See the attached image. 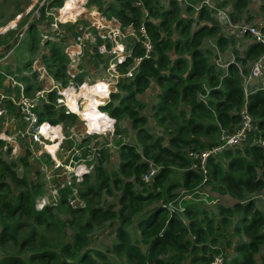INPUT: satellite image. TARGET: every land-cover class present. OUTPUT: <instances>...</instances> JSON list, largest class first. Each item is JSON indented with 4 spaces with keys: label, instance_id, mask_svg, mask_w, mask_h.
Masks as SVG:
<instances>
[{
    "label": "trees",
    "instance_id": "16d2710c",
    "mask_svg": "<svg viewBox=\"0 0 264 264\" xmlns=\"http://www.w3.org/2000/svg\"><path fill=\"white\" fill-rule=\"evenodd\" d=\"M99 1L90 0V4L100 5ZM247 1L243 4L246 5ZM120 2L118 8L109 5L105 10L100 7L98 10L108 18L114 17L122 26L129 24L139 26L143 21V13L136 6V0ZM141 3L148 15L160 17L158 26L150 23L148 18L144 21L154 54L142 62L135 81L133 80L134 83H121L119 90H126L132 98L135 93L143 92L148 87L150 77L154 78L159 86H164L158 113L160 122L170 121L175 126L174 135L169 140L170 148L163 147L158 139L151 140L149 144L141 143L143 156L153 163L161 164V169L153 181L154 190L147 195L138 193L133 183L121 184L122 180L116 172L108 173L100 166L95 169L94 186L88 187V191H81L80 195L84 196L95 190L98 196L102 191L108 192L111 185L123 187L119 199L120 224L115 229L111 247L113 256L123 264H210L214 255L222 253L215 247L221 238V228L232 226L234 219L237 223L233 226V231L239 238L231 244L228 243V246L232 247V252L228 261L224 258V264H264V209L255 208L253 200H246L247 194L260 195L264 191V148L253 143L259 135H251L241 148L227 150L208 159V174L204 185L209 186L213 192L232 197L235 201L231 207L218 206V220L207 217L205 210L194 204L185 205L181 212L167 207V204L177 196L175 193L178 189L192 191L203 183V176L190 169L191 162L184 151L188 147L204 149L217 143L219 128L216 125H205L203 121L215 120L229 135L233 134L239 125V112L245 104L242 75L234 66L229 67L227 75L216 73L209 65L207 56L199 50L204 37L216 33L215 28L202 26L184 41L174 42L171 39L172 29L169 25L173 13L158 14L152 0H141ZM207 18L213 21L210 16ZM186 23L177 24L181 27L183 35L188 33L192 22ZM32 26L34 30V25ZM162 33H165V36L162 37ZM35 41V34L32 33L28 43L33 47L32 50ZM48 46L51 53L49 57H44V60L52 62V67L56 70L55 79H63L67 58L57 43L49 42ZM170 51L177 56L173 61L167 55ZM261 53L263 48L259 44L250 45L241 62L255 60ZM135 54L142 55L143 52L137 48ZM184 56L188 57L190 65ZM22 80L29 81L25 77ZM78 80L81 81L82 76H79ZM204 82L210 87L209 96L217 98V102L210 101L207 104L209 108L196 101L197 93L206 95ZM218 84L221 89L216 88ZM30 88L26 86V93H29ZM53 95V93L49 95L50 101ZM166 99L172 102L167 103ZM178 100L188 106V114L184 111H181L179 116L176 114L172 107L177 106ZM247 101L248 111L256 120V125L262 132L261 137H264L263 89L249 95ZM69 105L76 110L72 103ZM42 107L45 113L39 112L41 121L47 120L56 124L64 119L75 118L73 115L63 113L56 116L51 110L53 109L51 105ZM83 112H89L88 117L93 119L96 126L103 120L98 113ZM123 112H127L131 117L133 129L138 127L139 122H143L132 109L127 108ZM231 112L233 114H230ZM108 113L119 118L122 111L112 109L111 113ZM200 120L202 122H199ZM141 133L139 130L138 134ZM201 136L212 142L206 144L201 140ZM1 145L0 141V149ZM120 157L123 161L120 165L121 172L127 171L128 177H134L136 183L140 182L148 164L140 162V155L131 149L122 152ZM20 161L26 165L27 159ZM13 166L15 163L8 164L0 155V191L2 189L9 191L5 180ZM173 168L183 170L181 181L167 185ZM28 187L25 192L19 193L17 203L0 201V264H115L100 251L85 250L87 244L85 232L75 233L71 243L53 245L52 240L39 231L42 227L44 229L53 227L55 220L53 210L46 207L36 212L33 209L34 196L39 194L41 186ZM66 196L64 192L62 202H65ZM156 202H162L164 206L155 208L149 216L142 218L145 220L141 219L139 241L133 242L126 227L146 205ZM96 212L93 211L92 214ZM201 215L204 216L203 219H200ZM184 220H187V223ZM190 236L192 240L189 239ZM12 249L15 250L14 253L11 252Z\"/></svg>",
    "mask_w": 264,
    "mask_h": 264
},
{
    "label": "rangeland",
    "instance_id": "374dc122",
    "mask_svg": "<svg viewBox=\"0 0 264 264\" xmlns=\"http://www.w3.org/2000/svg\"><path fill=\"white\" fill-rule=\"evenodd\" d=\"M41 0H0V30L7 27L9 30L4 35L0 36V47L1 46H7L9 41H13L17 34L19 33L20 29L23 28L24 25L29 23V26L32 24H36V31H35V47L32 50V48L28 49V37H23L22 40L19 41L17 46H14L15 49H0V53L3 52L2 56L8 53V58L3 61L4 62V69H7L8 73L12 72L15 74H18L20 77L21 84L23 86L31 87L29 89V93H25L28 97H35L37 91H41L46 88H50L51 86V80L50 78H53V80H60L65 81V76L63 79H55L54 74L56 72L55 68L52 67V62H46L44 60V57H49L51 51L50 46H48V43L55 42L56 38L49 35H44L47 30V27H45V23L43 22V18L40 20H36V17H34L36 8ZM81 1V0H76ZM81 6L85 10H87L89 7H96L97 9H105L109 7V5H113L114 7L118 8L120 6L118 0H100V5H94L90 4V0H82ZM153 1V6L158 11L164 10H174V16L171 19L169 25L172 29V32L174 34V39H180L185 40L189 37V31L186 34H181V27H178L177 23L181 22V24L186 23L188 21L192 22L190 25V30L195 31L197 28H199L198 24H203V22L199 21V11L197 6H199L198 3H201V0H185L187 4H179L176 3H169L167 0H161L156 4L155 0ZM195 1V2H193ZM200 1V2H199ZM221 0H218V2ZM259 3V2H258ZM55 5V4H54ZM216 1L214 0L215 6ZM80 6V5H79ZM192 6V8H191ZM190 7V8H189ZM159 9V10H158ZM217 9V8H216ZM260 9V7H259ZM221 10V9H219ZM100 12V11H99ZM225 13V11H222ZM217 11H214V13H211L213 18H217ZM226 15V14H225ZM106 16V15H105ZM83 19V16H81ZM107 17V16H106ZM149 21L154 23L155 25L160 23V17L158 16H150L147 17ZM50 20V19H48ZM186 21V22H185ZM15 25H14V23ZM48 21H46L47 23ZM32 23V24H31ZM41 23V24H40ZM235 24H249L240 21L239 23ZM250 26H256V24H249ZM15 26L16 28H10ZM28 26V27H29ZM258 27V26H257ZM27 35V34H26ZM45 36H47V40H45ZM161 36H165V33H162ZM173 37V36H172ZM134 38H130L127 43V47L131 46L134 42ZM252 40L249 36L244 37H238L235 38V44L231 48L233 50H236V52L243 57V52L245 50V45L249 43ZM253 41V40H252ZM15 44V43H13ZM91 45L88 44L85 48V51L83 53V57L81 58V62L84 63V67L80 66V69H84V72H82L81 75H83V78H89L92 80H95L97 78H101L107 75V67L109 65V62L111 59H113V55L109 54V60H105L102 57V54H97L91 51ZM202 50H206V45H201ZM14 50V51H13ZM217 50L213 49V52L211 53L209 57L210 63L215 65L217 69H220L221 65L225 64L227 61H234L235 58L231 57V49L229 46V49L225 52V54H222V57L220 55L221 61H218V65L214 64V55L217 54ZM243 60V59H240ZM115 63V60H112ZM217 61V60H216ZM6 63V64H5ZM217 63V62H216ZM254 64V61L252 62H245L244 65H242L241 69H245V74H248L250 70L252 69ZM41 66L44 67L45 73H43ZM129 68V65L127 66ZM3 71H5L3 68H1ZM29 79V81L22 80L23 78ZM5 78V77H4ZM0 79V94H3L4 96H17L19 94V90L12 88L8 86L6 78ZM135 81V80H134ZM133 82H125L129 84H133ZM255 87H263L264 86V80H256ZM56 83V81H55ZM126 84V85H129ZM103 85L100 84V87ZM264 88V87H263ZM159 87L154 82L151 83L149 89L142 94L137 95V99L141 101L145 108L143 111L138 112L141 116H146L147 118V124H143L140 127H143V136L147 137L149 135H152L153 137H166L167 140L169 138L168 135H166L163 132V129H161L159 126L156 125L154 120L152 119V110L151 107L155 104L156 95L159 93ZM11 93V94H10ZM121 93V94H120ZM121 90H119L120 95L122 96ZM124 95V94H123ZM4 101L1 100V106L4 107ZM118 101V100H116ZM40 106L38 107L39 112L45 113V110L43 109V101L40 99ZM49 105L52 106L53 109H51L56 116H58L60 113H62L61 108L55 107L54 103V95L53 99L50 101L49 99ZM94 102L91 103V107H87L84 111H91L94 112ZM135 105H133L134 108ZM182 107V106H180ZM71 113L73 114L76 110H74L70 106ZM79 113V112H78ZM89 112L81 113V121H86L89 119L87 116ZM95 113V112H94ZM98 113V112H96ZM13 112H11L10 116H12ZM99 114V113H98ZM6 116L9 114H5ZM102 116L101 114H99ZM55 116V118H56ZM86 116V117H84ZM8 117V116H7ZM75 117V116H74ZM104 118V116H102ZM11 118V117H8ZM47 118V116H45ZM130 117H126V114L122 117V119H115L116 125H115V133H113V137L111 138V146L109 148H104L107 150V155L105 158H96L95 160H88L85 162L86 167L90 170V173L85 175L83 177V182L80 184L74 185L72 190L64 188L63 182L65 180V177L63 175L64 171L54 172L52 169H54L51 165L52 160L48 156L47 159L45 158V155L43 156H36L32 154L31 156H28L27 149L22 141H19L18 148L16 151V154L12 153V149L9 148L5 153L0 151L1 157L6 159V162L8 164L15 163V166H13L11 173H8V176L5 180V183L8 185L9 191H6V189H2L0 191V201L4 200L7 203L15 204L17 203V198L19 193L25 192L27 189H29V186L32 185H39L41 186V189L39 191V194H36L34 196V208L36 212L39 211V209L36 210L35 206L41 204V199L45 198L47 199V203L43 206V209L48 207L49 209L53 210V215L55 217L54 225L51 229H44L43 227L39 229L40 232H42L46 237L50 238L52 240L53 245H61V244H68L73 241L74 235L77 232H85L86 242L85 250H95L100 251L104 254H106L109 259L114 262L115 264H123V262L118 261L111 252V247L114 241V232L115 229L120 224V216L119 211L121 208V205L119 203V199L122 195V186L115 187L114 185H111L109 187V191H102L100 195L95 194V190L89 191L88 194H85L84 196L80 195V192L82 191H88V187L94 186L95 184V169L97 167H103L108 173L116 172L118 177L122 180L121 184H125L126 182H130L134 184V189L143 195H147V193L153 191V181L149 183H143L135 182L134 177H128L126 175V172H121L120 170V159L119 154L123 151V149H131L133 152L138 151L141 153V144L139 143L138 136H136V131L133 130L130 126ZM118 120V121H117ZM132 121V120H131ZM58 123H61L63 125V131L65 133V136L70 134V129L74 128L81 129V125L79 123V120L75 117L74 119H64L62 121H59ZM100 124V123H99ZM12 125V128L10 126ZM90 131L96 130L94 128L96 125L94 124V121L92 120V124H89ZM10 129L7 132L10 134L11 132L15 130H19L22 128V124L18 122H13L9 124L8 126ZM117 130V132H116ZM3 121L0 120V137L3 134ZM92 132V133H93ZM81 132L78 131L77 134L79 135ZM149 134V135H148ZM255 140V139H254ZM0 141L3 142L0 138ZM107 140L105 138H98L97 136L91 137L86 144L93 145L95 147H98L101 144H105ZM167 142V141H166ZM79 144V142H77ZM220 143V142H219ZM218 143V144H219ZM75 144V142H67L64 143V149L69 150L70 147ZM167 144V143H166ZM216 144V145H218ZM214 145V146H216ZM244 145V144H243ZM243 145L237 147L241 148ZM49 151L52 153L51 149L55 150V147L48 148ZM190 151V150H187ZM186 151V153H187ZM111 152V154H108ZM134 152V153H135ZM31 154V153H30ZM85 154L82 158L86 159ZM91 155V154H88ZM27 159L26 165L22 163L21 159ZM148 165L150 163H153L150 160L145 161ZM225 164V160L223 161ZM154 164V163H153ZM156 166H160V164H155ZM92 166V168H90ZM125 171V170H124ZM183 170L180 168H174L173 173L171 174L170 180L171 183H176L181 181ZM158 175V174H157ZM170 180H168L167 185L170 183ZM24 181V183H23ZM28 184V185H27ZM141 184V185H139ZM56 192H58V196L56 195ZM66 192L67 196L65 197V202H62L63 198L62 194ZM175 195H177L171 202H169V206H171L169 209H178L179 211H182V208L184 209L185 205H196L202 210H205L207 217H213L215 220L219 219V210L217 209L219 205H222L225 207H231L232 204H234V200L230 198L227 195H220L216 192H213L211 188L207 185L200 184L197 188H195L192 191H186V190H178L176 191ZM76 193V194H75ZM259 195L256 194H247L246 200H253L255 202V208L262 209L264 207V199L256 198ZM168 205V204H167ZM164 206L162 202H156L153 204H148L145 206V209H143L139 214L134 216L132 222L126 227L127 231L129 232L130 237L132 238L133 242L139 241L140 237V231L137 227V224L139 222L140 217L148 215L153 209ZM93 211H97L96 213L92 214ZM40 212V211H39ZM116 215L115 217L113 216ZM204 216L201 215L200 219H203ZM185 223H187V220H184ZM237 223V220L234 219L232 226L229 228H221V238L218 244L215 245L219 251L223 253V256L225 258V261H228V259L231 257L232 247L228 246V243H233V241L237 240L239 236L235 235L233 231V226ZM190 240H192L191 236L189 237ZM12 253L15 252V250H11ZM26 258V256H24Z\"/></svg>",
    "mask_w": 264,
    "mask_h": 264
},
{
    "label": "built area",
    "instance_id": "2783aa9c",
    "mask_svg": "<svg viewBox=\"0 0 264 264\" xmlns=\"http://www.w3.org/2000/svg\"><path fill=\"white\" fill-rule=\"evenodd\" d=\"M178 1L186 2L185 0ZM209 1L206 0L205 3L211 8L212 5ZM258 1L248 0L250 4H255ZM53 2L54 0H41L36 8L34 17H36V20L43 18V20L46 19L48 21L50 19L45 23L47 30L44 35L53 36L56 38V42L61 43L62 52L67 58L64 71L65 83L60 80H55V83L53 78H50V88L37 91L35 97H28L25 94L26 86L21 84L18 74L13 73V71L4 74L9 86L18 89L19 94L16 97L0 94V99L6 98L11 102L18 115L17 121L22 124V128L10 134L3 133L0 137L3 141L0 150L5 153L11 148L12 153L16 154L18 143L22 141L29 156L32 154L37 157L45 155L46 159L49 156L52 160L51 165L54 168L52 170L54 172L64 171V188L72 190L74 185L83 182V177L90 173L85 162L101 158L104 148H109L112 145L111 138L113 133H115L116 120L104 109L105 106L111 102L112 95L119 93V85L121 83L134 80L142 62L150 59L154 52L152 41L144 23L148 14L142 6L141 0H136L135 3L143 13V21L137 27L134 24L122 26L117 19L106 17L96 7H89L84 13V9L81 6L82 0H63L58 7H55ZM217 12L219 23L227 24L228 29L238 36L251 37L254 43L259 44L263 48V53L256 59L250 72L245 75L242 74L245 104L240 109V123L233 134L229 135L226 133L222 141L216 146L205 150H190L186 153L187 159L191 162L190 169L203 176L202 184L207 178V162L209 158L245 144L251 135H259L257 139L253 140V143L264 148V137H261L262 132L258 129L256 120H254L247 108V98L252 93V83L258 79L264 80V28L250 26L249 24H233L224 12ZM81 16H83V19H81ZM28 26L29 23L20 29L14 46H17L24 37L29 28ZM68 28H72V30L68 31ZM8 30L7 27L1 29L0 35H4ZM44 38L47 40V36ZM130 38L135 40L128 48L126 45ZM87 44L97 45V50L100 53L103 52L102 58L105 60H109V54L113 55V59H111L107 67L106 76L92 80L83 78V75H81L84 69H80V66L84 67L85 65L81 62V58ZM137 48L142 50V55L135 54ZM112 60H115V63ZM128 65L129 68H127ZM41 69L45 73L44 67L41 66ZM79 76H82L81 81L78 80ZM100 84L103 86L100 87ZM52 93L54 94L55 107L61 108L64 115H73L70 113L69 104L72 103L74 105L76 113L73 116L79 120L81 129L75 130L71 128L70 134L65 136L61 123L52 124L47 120H40L38 111L40 99L43 101V105H49V95ZM92 102L96 103L97 109L104 118L99 125L94 127L96 130L90 133L89 123L87 120L81 121L80 112H83L87 107H91ZM5 114H8V111L1 106L0 102V119L4 121V127L7 128L15 119L12 117L8 118L9 115L7 117ZM78 131L81 132L79 135L77 134ZM94 136L105 138L107 142L101 144L99 148L86 144ZM67 142H75V144L69 150H65L63 146ZM52 146H55L54 154H51L48 149ZM85 154H87L86 159H83L82 157ZM160 169L161 167L150 163L147 171L142 174L141 181L143 183L151 182ZM55 196H58V192H56ZM46 203V197L41 199V204L35 206L36 210L39 209L41 211ZM167 207L170 208L171 206L168 204ZM170 210L179 211L177 208ZM210 264H224L223 254L214 255Z\"/></svg>",
    "mask_w": 264,
    "mask_h": 264
},
{
    "label": "crops",
    "instance_id": "0c3cea01",
    "mask_svg": "<svg viewBox=\"0 0 264 264\" xmlns=\"http://www.w3.org/2000/svg\"><path fill=\"white\" fill-rule=\"evenodd\" d=\"M62 1L63 0H54L53 5L55 4L54 6L55 7H58L59 5H61ZM159 1H160V4L163 5V3H161V0H155L156 4H158ZM201 1H202L201 3H198L199 6H197V8H198V11H199V14H200V16H198L199 17V21L200 22L202 21L203 24H198L199 25V28L202 27V26H207V27H210V28H215L217 31L213 35H209V36L207 35V36L204 37V39L201 42V45L202 44H205L206 45V50H202L201 49V45L199 46V50L203 54H205L207 56V59L209 60V57L208 56L211 55V53L213 52V49H216L218 53L214 55V60H215L214 61V64L218 65V61H221L222 60V58L220 59V55L222 57V54H225V52L229 49V46H230L231 53H232L231 54V57H234L235 58L234 61H227L225 64H223V65L220 66L221 67L220 69H217V67L215 65L211 64L210 63L211 61H209V65L214 68V70L216 71V73H222L223 75H227L228 74L229 67L230 66H234L235 69H236V71L238 73H241V75H242L243 74L242 72H246L245 69H241L242 68V65H244L245 62H252V61L255 62L257 58L255 60H246L245 62H241L240 59H244L245 53L248 51V47L250 45H255L256 43H254L252 40L249 43H247L245 45V47H244L245 50L243 52V57H241L236 52V50H233L231 48V45H232V47L234 46V44H235V41H234L235 38L244 37V36H238L234 32L232 33L228 29L227 24H225V23L224 24L219 23L216 17L215 18L212 17L211 13H214V11H225L226 16L228 17V19L230 20V22L233 23V24L239 23L240 21H242V22L249 23V24L250 23L256 24V26L261 27V28H264V0H259L258 1L259 3L257 2L255 4H250L247 1V4L246 5L243 4L244 1H246V0H221L219 2H218V0H215L216 1V5L213 6V8L212 7L210 8L205 3L206 0H201ZM118 2H119V4L121 3L120 0H118ZM167 2H169V3H176V2H178L179 4H183L184 3V2L178 1V0H167ZM193 2H195V1H193ZM209 2H210L211 5L214 4V0H210ZM184 4H187V3H184ZM259 7H260V9H259ZM191 8H192V6H191ZM219 9H221V10H219ZM103 10H105V9H103ZM159 12L160 13H162V12L173 13L172 14L173 16H174V13H175L174 10H164V9L162 11H159ZM207 16H210L213 19V21L212 20H208ZM43 22L46 23V20H44ZM150 23H152V22L150 21ZM177 24H181V22H178ZM183 24H184V22H183ZM14 25H15V23H14ZM32 25H34V28H35L34 30H32V27H33ZM32 25L29 26L28 30L26 31V33L24 35L25 37H28V41L27 42L30 41V36H32V33L35 34V31L37 30L36 29V26H35L36 24H32ZM156 25L158 26V23ZM45 27H46V25H45ZM178 27H180V26H178ZM199 28H197L193 32H192V30H189V35L191 36V34H193L194 32H196ZM67 30L68 31H71L72 28H68ZM44 32H45V30H44ZM0 36H2V35H0ZM172 36H173V37H171L172 41H174V42L182 41L180 39H174L173 32H172ZM13 43L16 44V38L13 41H9V43H8L7 46H1L0 49H6V50H10L11 49L12 50L13 47H14V45H15ZM55 43H57L58 45L61 46V43L60 42H56L55 41ZM87 45H86V47H87ZM90 45H91V48H90L91 51L94 52V50H95V53H97L99 55L100 54H103V52L100 53L97 50V45L96 46L95 45H92V44H90ZM28 46H29V44H28ZM31 48L32 47H30V46L28 47L29 50ZM2 54H3V52L0 53V79L4 78L5 77L4 74L8 73L7 69H4V67H3L4 66V62L3 61H5L8 58V53H6L3 56H2ZM167 55H168V57L170 58L171 61H173L177 57L173 51L167 52ZM184 58L187 60L188 64L190 65V60L188 59V57L187 56H184ZM1 68H3L5 71H3ZM244 75H245V73H244ZM148 80H149L148 87L143 92L135 93L132 98H130L129 92H127L124 89L121 90V92H123L122 93V96H117V95H120L121 93L120 94L113 95L111 97V102L106 107V110L108 112H110V113H111L112 109L113 110L114 109L121 110L122 113L120 114L121 116L119 118L113 117V118L119 120V119H122V117L125 114H126V117H130L127 112H123V111H125V109H127V108L132 109L138 115V118L143 119V122H141V123L139 122L137 124L138 127L136 129H133L132 128L131 117L129 118L130 126H131V128L133 130L136 131V136H138L139 143L141 144L143 142L144 144H149L151 142V140L158 139V140L161 141V145L163 147L170 148L169 140L174 135L175 126L170 121L169 122H160V115L158 113V108H159V105L161 103V98L160 97H161V93L163 92L162 90H164V86H159L157 84V82L155 81V79L152 78V77L148 78ZM152 82H154L155 84H157V86L160 88L159 89V93H157V95H156L155 104L151 107V110H152V119L154 120V122L156 123V125L159 126L161 129H163V132L166 135L169 136L168 140H167V136L164 137V138H162V137H153L152 135H149L148 134L149 136L144 137L143 134H142L143 132L140 135L138 134V131L139 130H142V131L144 130L143 127H140V126L143 125V124H147V119H146L147 117L144 116V115L141 116V115L138 114V112H141V111L144 110L145 105L141 101H139L136 96L137 95L144 94L147 91V89H149V87H150V85H151ZM255 82H257V81H255ZM255 82H253L252 85H251V92H252L251 95L255 91H257L258 89H263V91H264V88H263L264 86L263 87H260V88L259 87L254 88L255 87ZM203 84H204V89L206 90V95H202L200 93H197V95H196V101H197V103H201V104L205 105L206 107H208L207 104L210 101L211 102H217V98L216 97H210L209 94H208V92L210 91V87L206 84V82H204ZM8 86H9V84H8ZM216 88L217 89H221V86L218 84V86ZM3 100H5L4 101V108L6 109V111H8L9 117H12V118L15 119V121H17L18 120V115H17V112H16L15 108L13 107V105L6 98H4ZM116 100H118V101H116ZM166 101H167V103L172 102L171 100H168V99H166ZM177 102H178L177 106H173L172 107L174 109V111L176 112V114L179 116V113L181 111H184V112H186V114H188V112H189L188 106L185 105L184 103H182L180 100H178ZM133 105H135L134 108H133ZM180 106H182V107H180ZM11 112H13L12 116H10ZM230 114H233V112H231ZM186 118H188V117H186ZM0 120L3 121L2 119H0ZM199 122H202V120H200ZM203 123L205 125H216L219 128V137L216 138V142H217L216 144H218L219 142H221L222 139H223V137H224V135L227 133L226 132L227 130L223 129L221 127V125L218 124L215 120H204ZM18 124H19V122H18ZM4 126H5V124H4V121H3V129H4L3 133H6L7 134V132L9 131V129L12 128V125L10 126V128L8 126H7V128H5ZM166 127H168L169 129H167ZM13 128H15V127H13ZM5 130H7V131H5ZM116 132H117V130H116ZM148 137H150V139H148ZM201 140L204 141V142H206V144H210L212 142V140H209L208 138H203V136H201ZM210 147H212V146H210ZM210 147H207V148H204V149H196V148H193V147L192 148L188 147L184 151L186 152L187 150H205V149H208ZM122 150H123L122 152L127 151L126 148L125 149L122 148ZM121 153L119 154V159H120L119 165H121V163H123V161H122V159L120 157ZM135 153L140 155V162H142V163L147 164L145 161L150 160V159H148V158H146V157L143 156V154H142V146H141V153L138 152V151H136ZM108 154H111V152H109ZM106 155H107V150L105 149L102 152V158H105ZM154 164H159V163H154ZM160 166H161V164H160ZM170 183H171V180H170ZM178 190H181V189H178ZM230 198H232V197H230ZM256 198H260V199L263 200L264 199V191H262L260 193V195L258 197H256ZM254 205H255V202H254ZM219 206H222V205H219ZM225 208H227V207H225ZM263 209H264V207H263ZM259 210H262V209H259ZM150 213L148 215H146V216H149ZM144 217L145 216L140 217L139 222L137 224L138 229H139V223H140L141 219L144 218ZM142 220H145V219H142ZM126 230H127V228H126Z\"/></svg>",
    "mask_w": 264,
    "mask_h": 264
},
{
    "label": "bare ground",
    "instance_id": "6f19581e",
    "mask_svg": "<svg viewBox=\"0 0 264 264\" xmlns=\"http://www.w3.org/2000/svg\"><path fill=\"white\" fill-rule=\"evenodd\" d=\"M99 105H100V104H99ZM100 106H101V105H100ZM93 110H94L95 113L98 112V113L100 114L99 110H98L97 107H96V103L94 104V109H93ZM70 113H71V110H70ZM75 113H76V111L73 113V115H74ZM81 113H84V112H80V114H81ZM71 114H72V113H71ZM87 116H88V115H87ZM84 117H86V116H84ZM92 120H93V119H92L91 117H89V119H87V121H88L89 124H92ZM91 132H93V130L90 131V133H91ZM52 147H55V146H52ZM51 151H52V153L54 154L55 150H54V149H53V150L51 149ZM48 153H49V152H48Z\"/></svg>",
    "mask_w": 264,
    "mask_h": 264
},
{
    "label": "clouds",
    "instance_id": "9594fccd",
    "mask_svg": "<svg viewBox=\"0 0 264 264\" xmlns=\"http://www.w3.org/2000/svg\"><path fill=\"white\" fill-rule=\"evenodd\" d=\"M106 107V106H105Z\"/></svg>",
    "mask_w": 264,
    "mask_h": 264
}]
</instances>
